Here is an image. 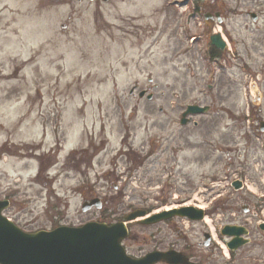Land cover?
<instances>
[{
    "label": "rangeland",
    "instance_id": "1",
    "mask_svg": "<svg viewBox=\"0 0 264 264\" xmlns=\"http://www.w3.org/2000/svg\"><path fill=\"white\" fill-rule=\"evenodd\" d=\"M164 3L0 0V145L7 138L9 148L30 143L50 152L44 164L54 176V194L37 186L34 198L21 202L34 217L27 230L191 205L206 211L203 222L178 220L183 243L192 246L214 204H256L264 170V12L256 23L245 12L264 8V0H219L232 11L212 28L201 18L178 21L175 5L177 22L166 23ZM212 30L230 48L215 64L204 54ZM177 49L182 56L173 59ZM142 90L152 99L138 97ZM194 103L212 110L192 118L197 126L182 127L180 114ZM5 159L0 171L12 178L21 171L24 184L40 166L27 171ZM235 177L250 190L230 188ZM93 197L102 208L82 212ZM131 230L127 252H147L151 229L133 222Z\"/></svg>",
    "mask_w": 264,
    "mask_h": 264
},
{
    "label": "flooded vegetation",
    "instance_id": "2",
    "mask_svg": "<svg viewBox=\"0 0 264 264\" xmlns=\"http://www.w3.org/2000/svg\"><path fill=\"white\" fill-rule=\"evenodd\" d=\"M205 1L206 0H197L195 4L192 5L191 12L187 14V17L195 20L196 15L201 13L204 26L212 28L215 24H223V16L231 12L232 9L227 8V6L225 8H220L219 0H208L207 4ZM170 3L171 0L165 1L163 11L165 22L173 24L177 21L170 15V12H172L171 5H173ZM258 7V10L253 12H245L250 19H252L251 13H254L256 22L259 21L260 13L263 14L264 12L263 6ZM208 8L210 9L207 10ZM180 18L181 15L178 12V21ZM209 46L210 47L207 49V56L210 64H215V62L220 60L221 56L229 50L220 51L221 53H219L217 57L216 54L218 49L211 47V45ZM180 56L181 54L178 49L177 54L175 51L173 55H171L173 59H178ZM203 106L209 108L206 113L212 110L208 104H204ZM184 110L185 109H183L180 114V124ZM258 110L260 113L262 112L261 108H258ZM204 114L189 117L190 122L184 125L181 124V126H189L193 121V117L197 118ZM261 120L262 119L259 120V124ZM192 123L194 126H197V122L193 121ZM261 134L263 135L264 133ZM26 148L27 152L25 151ZM35 149V145L30 143H24L22 145L12 144V148H9L8 139L6 138L3 144L0 145V167L2 164H7L8 161L5 159L7 156L13 159L12 161L18 160V162L22 163L27 171H29V165H39L40 160L43 161L45 158L44 155H40L39 150ZM263 150L264 147L262 144L261 151ZM48 171L49 167L42 163V167L40 168L39 166L36 173L28 174V180H26L25 184L21 171L14 173L16 174V178H12L6 170L0 171V201L9 203V206L3 210L2 213L7 215L10 220L22 230H27L25 227L32 225L31 221H34L32 213H28V209L21 203L23 202L21 200L22 197L33 199L34 191L38 193V187H41L42 191H46L47 195L54 194V180H50ZM9 178L12 179V183L8 180ZM24 187L31 190L30 195L24 190ZM259 191L260 194L256 204L252 209L250 206H247L246 212H243V207L239 209L232 205L214 204L212 209L213 219L211 220L213 225L211 224L208 227L203 225L205 229L202 228L200 231L201 240L192 246L189 243H183L184 232L183 228L177 223V219L146 226L151 229L146 237V244L150 249L147 250V252L139 255L136 254L135 256L139 257L153 251H161L164 253H173L175 255L173 260H176V256L180 253L186 256L193 264H264V170L260 172ZM26 203H29V201ZM219 210L223 211L227 216H225V214H219ZM30 216L31 218H29ZM215 216H218L217 219H219L220 216L223 217L222 219L220 218L221 223H218V225H214V220L217 221V219L214 218ZM225 226H238L242 228V230H240L242 233H240V235H234V237H228L223 232ZM130 227L131 225L129 228ZM172 233L174 234L171 235ZM128 239L129 237L124 240V243L127 242ZM158 264L170 263L160 262Z\"/></svg>",
    "mask_w": 264,
    "mask_h": 264
},
{
    "label": "water",
    "instance_id": "3",
    "mask_svg": "<svg viewBox=\"0 0 264 264\" xmlns=\"http://www.w3.org/2000/svg\"><path fill=\"white\" fill-rule=\"evenodd\" d=\"M213 43L224 47L219 35L212 37ZM144 92L139 94L140 97ZM151 98V95L148 97ZM206 108L189 106L184 116L192 113H203ZM186 121L183 120V123ZM236 189L240 182H234ZM100 207L99 200L91 204L84 203L82 210L92 205ZM8 205L0 202V264H156L168 261L172 264H191L180 255L173 260L170 253L152 252L141 258H132L126 253L121 242L128 235L124 222L107 225L101 222H89L80 227L60 226L51 231L25 233L1 215ZM145 211H136L124 218L131 221L144 217ZM204 211L194 207L175 208L153 214L140 221V224H153L175 216L200 220ZM229 235L235 234V227H228Z\"/></svg>",
    "mask_w": 264,
    "mask_h": 264
}]
</instances>
